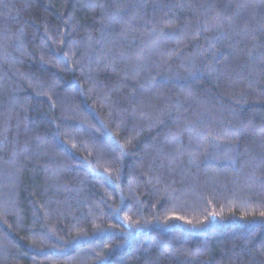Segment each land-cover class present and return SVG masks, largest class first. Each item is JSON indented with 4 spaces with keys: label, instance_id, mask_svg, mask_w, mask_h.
<instances>
[{
    "label": "trees",
    "instance_id": "trees-1",
    "mask_svg": "<svg viewBox=\"0 0 264 264\" xmlns=\"http://www.w3.org/2000/svg\"><path fill=\"white\" fill-rule=\"evenodd\" d=\"M0 264H264V0H0Z\"/></svg>",
    "mask_w": 264,
    "mask_h": 264
}]
</instances>
